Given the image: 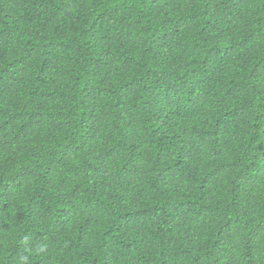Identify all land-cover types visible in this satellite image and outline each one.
Wrapping results in <instances>:
<instances>
[{
    "label": "trees",
    "instance_id": "1",
    "mask_svg": "<svg viewBox=\"0 0 264 264\" xmlns=\"http://www.w3.org/2000/svg\"><path fill=\"white\" fill-rule=\"evenodd\" d=\"M0 264H264V0H0Z\"/></svg>",
    "mask_w": 264,
    "mask_h": 264
}]
</instances>
